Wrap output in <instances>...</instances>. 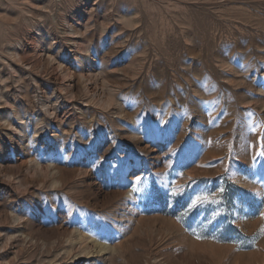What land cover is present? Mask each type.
I'll list each match as a JSON object with an SVG mask.
<instances>
[{
	"label": "rangeland",
	"instance_id": "1",
	"mask_svg": "<svg viewBox=\"0 0 264 264\" xmlns=\"http://www.w3.org/2000/svg\"><path fill=\"white\" fill-rule=\"evenodd\" d=\"M0 264H264V0H0Z\"/></svg>",
	"mask_w": 264,
	"mask_h": 264
}]
</instances>
